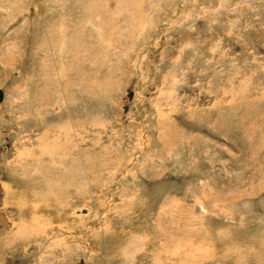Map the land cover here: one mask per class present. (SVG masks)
Wrapping results in <instances>:
<instances>
[{
  "label": "rangeland",
  "instance_id": "rangeland-1",
  "mask_svg": "<svg viewBox=\"0 0 264 264\" xmlns=\"http://www.w3.org/2000/svg\"><path fill=\"white\" fill-rule=\"evenodd\" d=\"M0 88V264H264V0H0Z\"/></svg>",
  "mask_w": 264,
  "mask_h": 264
},
{
  "label": "water",
  "instance_id": "water-1",
  "mask_svg": "<svg viewBox=\"0 0 264 264\" xmlns=\"http://www.w3.org/2000/svg\"><path fill=\"white\" fill-rule=\"evenodd\" d=\"M130 94H131V92L130 91H128V96H130ZM1 96H2V92H1V90H0V100H1ZM82 263V260H81V258H75L74 259V262H73V264H81Z\"/></svg>",
  "mask_w": 264,
  "mask_h": 264
},
{
  "label": "bare ground",
  "instance_id": "bare-ground-1",
  "mask_svg": "<svg viewBox=\"0 0 264 264\" xmlns=\"http://www.w3.org/2000/svg\"><path fill=\"white\" fill-rule=\"evenodd\" d=\"M120 2V1H119ZM124 2V1H123ZM125 3V2H124ZM119 5V4H118ZM119 10V9H118ZM91 15V14H90ZM96 15V14H95ZM101 15V14H100ZM105 15V14H104ZM113 16V15H112ZM111 21V20H110ZM113 21V20H112ZM111 21V22H112ZM0 90H1V88H0ZM2 92V91H1ZM131 96H132V94H131ZM131 96H129V97H131ZM2 98H3V94H2V96H1V100H0V102L2 101ZM77 259V258H76ZM81 260H82V263H83V259L81 258Z\"/></svg>",
  "mask_w": 264,
  "mask_h": 264
}]
</instances>
